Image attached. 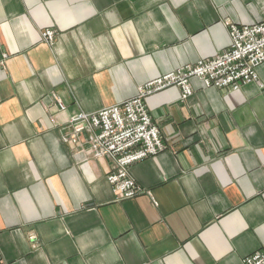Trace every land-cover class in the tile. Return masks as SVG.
Masks as SVG:
<instances>
[{
  "label": "crops",
  "instance_id": "obj_1",
  "mask_svg": "<svg viewBox=\"0 0 264 264\" xmlns=\"http://www.w3.org/2000/svg\"><path fill=\"white\" fill-rule=\"evenodd\" d=\"M263 19L264 0H0V264H245L264 246V63L233 91L146 98L165 148L129 167L134 197L63 137Z\"/></svg>",
  "mask_w": 264,
  "mask_h": 264
},
{
  "label": "built area",
  "instance_id": "obj_2",
  "mask_svg": "<svg viewBox=\"0 0 264 264\" xmlns=\"http://www.w3.org/2000/svg\"><path fill=\"white\" fill-rule=\"evenodd\" d=\"M230 46L209 59L178 67L138 87V93L98 112H78L68 119L72 127L65 141L82 143L85 134L87 150L94 157H108L112 163L107 180L119 199L136 196L140 191L129 174V167L136 161L159 153L165 148L158 125L147 107L146 98L171 86L181 89L182 98L193 93L191 79H201L207 87L225 91L239 89L242 85L256 81L258 67L264 63V19L255 24L238 25L228 23ZM44 39L52 41L55 32L47 29ZM60 109L65 105L57 100ZM83 142V143H84ZM245 264H264V246L248 255Z\"/></svg>",
  "mask_w": 264,
  "mask_h": 264
},
{
  "label": "rangeland",
  "instance_id": "obj_3",
  "mask_svg": "<svg viewBox=\"0 0 264 264\" xmlns=\"http://www.w3.org/2000/svg\"><path fill=\"white\" fill-rule=\"evenodd\" d=\"M53 30V29H52ZM55 32V31H54ZM44 38V37H43ZM45 40V39H44ZM54 40H55V36H54V39L52 40V41H50V42H48V43H53L54 42ZM46 41V40H45Z\"/></svg>",
  "mask_w": 264,
  "mask_h": 264
}]
</instances>
